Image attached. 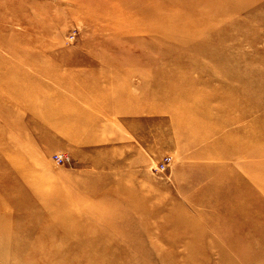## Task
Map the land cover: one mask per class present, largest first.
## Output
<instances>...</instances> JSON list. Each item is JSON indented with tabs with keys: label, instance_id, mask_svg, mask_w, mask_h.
Masks as SVG:
<instances>
[{
	"label": "rangeland",
	"instance_id": "rangeland-1",
	"mask_svg": "<svg viewBox=\"0 0 264 264\" xmlns=\"http://www.w3.org/2000/svg\"><path fill=\"white\" fill-rule=\"evenodd\" d=\"M225 1L0 0V264H264V174L208 148L264 113V0Z\"/></svg>",
	"mask_w": 264,
	"mask_h": 264
},
{
	"label": "bare ground",
	"instance_id": "bare-ground-1",
	"mask_svg": "<svg viewBox=\"0 0 264 264\" xmlns=\"http://www.w3.org/2000/svg\"><path fill=\"white\" fill-rule=\"evenodd\" d=\"M225 2H227V1H225ZM153 14H156V13H153ZM174 18H176V17H174ZM172 24H173V26L168 31H173L174 30V32H176L177 30L181 29V31L183 33L182 36L184 38H179L178 37L177 40L182 41V42L185 39V37L187 39L188 35L194 36V35H197V33L199 32L198 28H196L197 30L195 31L193 28H191L189 26H186V25H183L184 23L181 24V23L173 22ZM185 44H186V42H185ZM53 77L58 78L59 75H58V77L57 76H53ZM223 86L225 88H227L225 84H223ZM237 93H241V92L239 90L230 89V93L224 97L225 99L223 100V106L220 108L221 109L220 113L222 115V119H221L222 127H225L226 123H230V125L231 124L233 125V123L231 122V119H229V118L225 119L224 118V116L226 114H228V112H229V110H231V108L232 109H238V115L239 116L243 115V114L250 115L251 114V110H255L257 112L259 109H261L262 105L260 103H257V105H253V106H249V103H246V104L243 103V104H238V105L237 104H233V102L231 101L232 98H227V97H230L231 95L235 96ZM11 105H12V103H10L9 106H11ZM238 106H240V108H238ZM12 107H14V106H12ZM255 111L252 112V113H255L254 114L255 117H254L253 125L250 127V128H253L252 130L249 129L250 131H248V132L246 131L245 132L244 128H234L232 130H225L224 129V131H222L218 135L217 139L213 142V144H210V146H208V148H209V150H213V151L217 150V147L219 146L218 143H219L221 145V147H218V148H220L222 150V152L225 155L224 156L225 158L231 156V154H233L234 152H238V151L241 152L244 156H247V158H248V156L255 157L256 160L254 159L253 162L250 160V165H252V169L255 170L258 173V175H262V174H264V113H262L261 115L257 116ZM182 113L185 116L186 112L184 111ZM242 118L245 119L247 117H242ZM238 123H239L238 120H235V124L237 126L239 125ZM4 125H5V127L10 128V124H4ZM233 138H236V139L237 138H239V139L246 138V140L242 141L239 144V146H237V145L229 146V142H230V140L233 141L234 140ZM13 141L16 142V139H14ZM251 147H252V149H251ZM251 152H253V153L251 154ZM6 154H8V153H6ZM65 157L68 158V156H66V155H65ZM68 160H69V158H68ZM20 164H21V162H20ZM19 169H20V167H19ZM22 171H23V174L30 173L29 169L27 167H25V166L22 169ZM29 175L32 176L31 173ZM81 253L84 254V252H77L78 255H83ZM70 254H71V252H68L66 250L61 255H70ZM63 260H65L64 262H66V263H62V264H73L72 262L74 261V259H69V258H67V256L64 257ZM86 260H87V262L84 263V264H105L104 263L105 257H101L100 260H99L97 257L92 255V253L89 254V257Z\"/></svg>",
	"mask_w": 264,
	"mask_h": 264
},
{
	"label": "built area",
	"instance_id": "built-area-1",
	"mask_svg": "<svg viewBox=\"0 0 264 264\" xmlns=\"http://www.w3.org/2000/svg\"><path fill=\"white\" fill-rule=\"evenodd\" d=\"M54 161L57 162V163H64V162L68 161V158L65 157V155H63V154H55ZM170 163H171L170 157H164V159L159 164H157L154 167V169L157 172H162V171H164V170H166L168 168Z\"/></svg>",
	"mask_w": 264,
	"mask_h": 264
}]
</instances>
